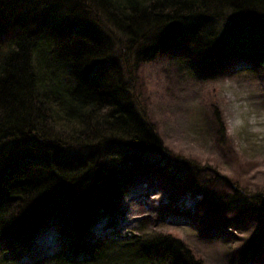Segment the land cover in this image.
I'll return each instance as SVG.
<instances>
[{
    "label": "trees",
    "instance_id": "1",
    "mask_svg": "<svg viewBox=\"0 0 264 264\" xmlns=\"http://www.w3.org/2000/svg\"><path fill=\"white\" fill-rule=\"evenodd\" d=\"M0 36V264H207L175 233L93 231L144 153L184 166L147 113L146 64L181 43L207 73L264 61V0H0ZM49 227L59 251L28 262ZM263 252L255 237L240 256Z\"/></svg>",
    "mask_w": 264,
    "mask_h": 264
},
{
    "label": "rangeland",
    "instance_id": "2",
    "mask_svg": "<svg viewBox=\"0 0 264 264\" xmlns=\"http://www.w3.org/2000/svg\"><path fill=\"white\" fill-rule=\"evenodd\" d=\"M191 49L163 50L141 77L147 113L183 168L164 170L160 155L144 153L151 167L131 178L121 211L111 222L101 217L93 233L171 232L207 264H264V252L240 256L247 242L264 241V211L240 203L264 192V61L228 59L207 73ZM38 233L28 262L60 249L54 229Z\"/></svg>",
    "mask_w": 264,
    "mask_h": 264
}]
</instances>
